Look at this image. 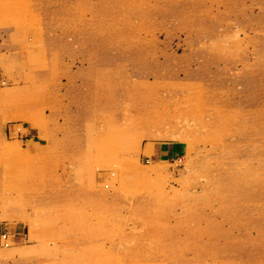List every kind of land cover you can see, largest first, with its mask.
Here are the masks:
<instances>
[{
  "label": "rangeland",
  "instance_id": "rangeland-1",
  "mask_svg": "<svg viewBox=\"0 0 264 264\" xmlns=\"http://www.w3.org/2000/svg\"><path fill=\"white\" fill-rule=\"evenodd\" d=\"M0 264H264V0H0Z\"/></svg>",
  "mask_w": 264,
  "mask_h": 264
},
{
  "label": "crops",
  "instance_id": "crops-1",
  "mask_svg": "<svg viewBox=\"0 0 264 264\" xmlns=\"http://www.w3.org/2000/svg\"><path fill=\"white\" fill-rule=\"evenodd\" d=\"M163 147H165V146H163V145H157V146H155L154 151H155L158 155H159V154H162V153H164V152L167 151V148H166V147L163 148Z\"/></svg>",
  "mask_w": 264,
  "mask_h": 264
},
{
  "label": "built area",
  "instance_id": "built-area-1",
  "mask_svg": "<svg viewBox=\"0 0 264 264\" xmlns=\"http://www.w3.org/2000/svg\"><path fill=\"white\" fill-rule=\"evenodd\" d=\"M1 236H2V238H3L4 240H6V241H7V239H8V238H6V233H5V232H4V233H2V235H1ZM7 242H8V241H7ZM7 242H6V243H7Z\"/></svg>",
  "mask_w": 264,
  "mask_h": 264
}]
</instances>
